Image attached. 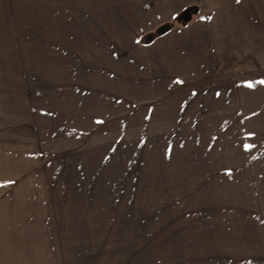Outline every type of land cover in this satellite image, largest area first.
I'll use <instances>...</instances> for the list:
<instances>
[{
  "label": "rangeland",
  "instance_id": "obj_1",
  "mask_svg": "<svg viewBox=\"0 0 264 264\" xmlns=\"http://www.w3.org/2000/svg\"><path fill=\"white\" fill-rule=\"evenodd\" d=\"M25 6L0 264H264V0Z\"/></svg>",
  "mask_w": 264,
  "mask_h": 264
},
{
  "label": "crops",
  "instance_id": "obj_2",
  "mask_svg": "<svg viewBox=\"0 0 264 264\" xmlns=\"http://www.w3.org/2000/svg\"><path fill=\"white\" fill-rule=\"evenodd\" d=\"M26 1L34 0H0V146L15 143L16 125L26 126L24 123L16 124L17 95L23 94L22 89L17 91V81L25 88L26 80L22 50L27 48L22 18L32 15L25 12L30 9L25 8ZM17 57L21 63L17 62Z\"/></svg>",
  "mask_w": 264,
  "mask_h": 264
},
{
  "label": "snow or ice",
  "instance_id": "obj_3",
  "mask_svg": "<svg viewBox=\"0 0 264 264\" xmlns=\"http://www.w3.org/2000/svg\"><path fill=\"white\" fill-rule=\"evenodd\" d=\"M237 2H239V0H237ZM261 83H264V81H261ZM249 87H252L253 85L251 84V83H249V85H248ZM248 148H251V147H253L252 145H248L247 146Z\"/></svg>",
  "mask_w": 264,
  "mask_h": 264
}]
</instances>
